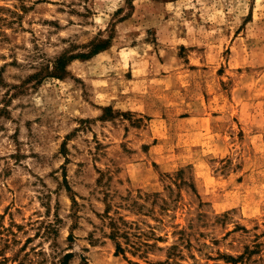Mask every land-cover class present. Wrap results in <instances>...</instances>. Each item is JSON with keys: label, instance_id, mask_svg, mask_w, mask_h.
Instances as JSON below:
<instances>
[{"label": "rangeland", "instance_id": "374dc122", "mask_svg": "<svg viewBox=\"0 0 264 264\" xmlns=\"http://www.w3.org/2000/svg\"><path fill=\"white\" fill-rule=\"evenodd\" d=\"M0 264H264V0H0Z\"/></svg>", "mask_w": 264, "mask_h": 264}, {"label": "trees", "instance_id": "16d2710c", "mask_svg": "<svg viewBox=\"0 0 264 264\" xmlns=\"http://www.w3.org/2000/svg\"><path fill=\"white\" fill-rule=\"evenodd\" d=\"M106 45L104 43H98L93 45L92 49L89 51V53L87 54H76V55H70V56H62L59 59L56 60L55 62V67L52 73H50L53 77H57V78H62L63 74L66 72V66L74 59H79V58H83V59H87L97 53H99L100 51L104 50L106 47ZM113 224V223H112ZM110 238L115 240V233L110 235ZM115 247H116V251L119 252L121 249L120 244L115 241Z\"/></svg>", "mask_w": 264, "mask_h": 264}]
</instances>
